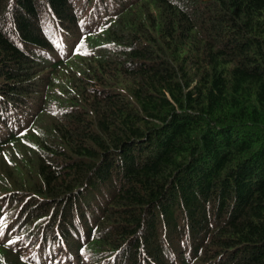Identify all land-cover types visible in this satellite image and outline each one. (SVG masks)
<instances>
[{
	"label": "trees",
	"instance_id": "trees-1",
	"mask_svg": "<svg viewBox=\"0 0 264 264\" xmlns=\"http://www.w3.org/2000/svg\"><path fill=\"white\" fill-rule=\"evenodd\" d=\"M1 130L0 264H264V0H0Z\"/></svg>",
	"mask_w": 264,
	"mask_h": 264
},
{
	"label": "rangeland",
	"instance_id": "rangeland-1",
	"mask_svg": "<svg viewBox=\"0 0 264 264\" xmlns=\"http://www.w3.org/2000/svg\"><path fill=\"white\" fill-rule=\"evenodd\" d=\"M31 101H35V102H37V99H31V100H29V102H31ZM178 215V214H177ZM157 240L160 242V240H161V238L159 237V235H158V238H157ZM181 242H182V239H180V241H179V243H178V245H180L181 244ZM179 247V246H178ZM176 251V250H175ZM177 251H178V249H177ZM176 251V252H177Z\"/></svg>",
	"mask_w": 264,
	"mask_h": 264
},
{
	"label": "snow or ice",
	"instance_id": "snow-or-ice-1",
	"mask_svg": "<svg viewBox=\"0 0 264 264\" xmlns=\"http://www.w3.org/2000/svg\"><path fill=\"white\" fill-rule=\"evenodd\" d=\"M78 46H79V45H78ZM8 243H13V241L9 240ZM81 251H83V250H81Z\"/></svg>",
	"mask_w": 264,
	"mask_h": 264
}]
</instances>
